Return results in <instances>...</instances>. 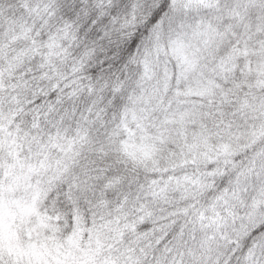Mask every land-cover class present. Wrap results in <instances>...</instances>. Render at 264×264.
<instances>
[{
	"label": "snow or ice",
	"instance_id": "6c2138e0",
	"mask_svg": "<svg viewBox=\"0 0 264 264\" xmlns=\"http://www.w3.org/2000/svg\"><path fill=\"white\" fill-rule=\"evenodd\" d=\"M0 264H264V0H0Z\"/></svg>",
	"mask_w": 264,
	"mask_h": 264
}]
</instances>
